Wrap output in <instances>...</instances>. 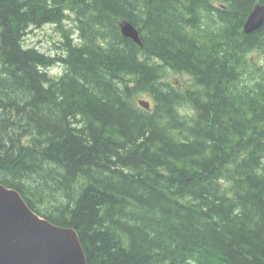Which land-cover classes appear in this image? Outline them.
<instances>
[{
  "label": "trees",
  "instance_id": "16d2710c",
  "mask_svg": "<svg viewBox=\"0 0 264 264\" xmlns=\"http://www.w3.org/2000/svg\"><path fill=\"white\" fill-rule=\"evenodd\" d=\"M258 2L0 0V184L87 264H264ZM48 24L56 56L24 46Z\"/></svg>",
  "mask_w": 264,
  "mask_h": 264
},
{
  "label": "water",
  "instance_id": "95a60500",
  "mask_svg": "<svg viewBox=\"0 0 264 264\" xmlns=\"http://www.w3.org/2000/svg\"><path fill=\"white\" fill-rule=\"evenodd\" d=\"M264 25V0L255 4L243 25L248 35ZM124 38L140 45L137 30L120 24ZM140 107L149 104L139 100ZM0 264H87L77 233L39 217L13 189L0 184Z\"/></svg>",
  "mask_w": 264,
  "mask_h": 264
},
{
  "label": "rangeland",
  "instance_id": "374dc122",
  "mask_svg": "<svg viewBox=\"0 0 264 264\" xmlns=\"http://www.w3.org/2000/svg\"><path fill=\"white\" fill-rule=\"evenodd\" d=\"M63 26L68 30L74 27L70 20L64 21ZM62 36L63 32L54 25L48 24L38 29L31 28L24 37V46L35 48L50 56H56L60 53L58 46L62 41ZM53 71L54 69L49 72L53 73ZM170 81L179 84L181 87L190 83L186 76H179L174 73L170 75ZM141 98L148 100L146 96H141Z\"/></svg>",
  "mask_w": 264,
  "mask_h": 264
}]
</instances>
